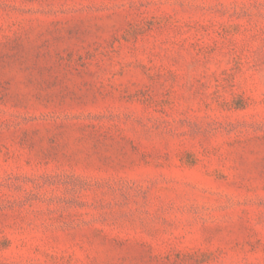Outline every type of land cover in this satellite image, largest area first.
<instances>
[{"label": "rangeland", "instance_id": "rangeland-1", "mask_svg": "<svg viewBox=\"0 0 264 264\" xmlns=\"http://www.w3.org/2000/svg\"><path fill=\"white\" fill-rule=\"evenodd\" d=\"M0 264H264V0H0Z\"/></svg>", "mask_w": 264, "mask_h": 264}]
</instances>
